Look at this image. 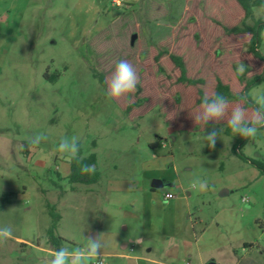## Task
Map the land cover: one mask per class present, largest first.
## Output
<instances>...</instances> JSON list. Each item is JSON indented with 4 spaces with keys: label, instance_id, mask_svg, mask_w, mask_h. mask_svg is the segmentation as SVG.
<instances>
[{
    "label": "rangeland",
    "instance_id": "rangeland-1",
    "mask_svg": "<svg viewBox=\"0 0 264 264\" xmlns=\"http://www.w3.org/2000/svg\"><path fill=\"white\" fill-rule=\"evenodd\" d=\"M191 4L0 0V227L13 230L0 245V264L50 257L47 204L60 215L62 246H83L98 232L105 264H133L113 254H142L149 246L152 256L172 249L191 264H264V175L249 162L264 161V129L255 139L228 135L224 126L175 132L157 108L130 122L94 75H108L120 60L140 65L150 43L174 40ZM263 17L264 8L254 7L247 23ZM259 51L264 55V29ZM260 93L264 81L247 96L255 103ZM213 128L222 131L210 148L205 135ZM37 134L47 139L29 146ZM63 137L77 138L79 157L96 154V183L68 181L71 159L57 150ZM154 179L163 186L152 190ZM197 180L207 181L205 191L192 187ZM166 192L180 198L177 206L162 199ZM185 221L184 249L163 242Z\"/></svg>",
    "mask_w": 264,
    "mask_h": 264
},
{
    "label": "trees",
    "instance_id": "trees-1",
    "mask_svg": "<svg viewBox=\"0 0 264 264\" xmlns=\"http://www.w3.org/2000/svg\"><path fill=\"white\" fill-rule=\"evenodd\" d=\"M254 7L264 8V0H192L191 8L174 32V40L166 38L150 43L147 58L140 65H133L140 82L133 93L112 100L116 107L130 122L157 108L163 122L175 132H202L210 125L224 126L226 133L233 135L227 125L232 109L243 107L251 116L255 103L249 98L248 102L240 103V97L264 81V55L259 51L264 17L253 24L247 23L248 19L253 20ZM134 34L137 33H132L131 38ZM131 38L130 45L134 46ZM241 63L245 65L243 73L237 71ZM112 72L94 74L105 92L106 80ZM205 93L210 96L220 93L228 98V109L219 123L209 122L204 126L194 121ZM78 159L95 164V173L82 174L80 164L71 159L68 181L96 183L100 178L96 154ZM249 162L264 175V161L250 159ZM47 207L52 218L47 239L49 249L54 251L62 246L64 238L56 235L60 215L54 206L47 204Z\"/></svg>",
    "mask_w": 264,
    "mask_h": 264
},
{
    "label": "clouds",
    "instance_id": "clouds-1",
    "mask_svg": "<svg viewBox=\"0 0 264 264\" xmlns=\"http://www.w3.org/2000/svg\"><path fill=\"white\" fill-rule=\"evenodd\" d=\"M245 65L241 63L237 71L243 73ZM139 76L134 66L127 60L117 62L111 76L106 80L107 89L106 96L110 100H119L127 94L133 93L139 83ZM248 102L247 94L240 97V103ZM228 98L220 93H214L211 96L207 93L201 98V111L193 116L195 122H201L206 126L209 122L219 123L224 119L228 109ZM227 125L234 135H239L245 139H255L261 129H264V93H260L255 98V108L251 116L246 113L243 107H234L227 120ZM222 130L213 128L205 139L210 148L215 147L217 138ZM47 137L43 134H37L27 141L29 146H38ZM23 146V145H22ZM58 152L66 154L70 159H75L80 164V172L82 174H94L96 170L95 164L83 163L78 159L80 152V144L76 137H63L57 148ZM193 188L205 191L208 187L207 181L197 180L192 184ZM13 239V230L10 226L0 227V245L6 244ZM86 244L69 248L61 246L54 250L50 257L42 259L41 264H92L95 260L96 264H105L104 248L101 242L100 234L93 237H85ZM137 243L143 241L137 239Z\"/></svg>",
    "mask_w": 264,
    "mask_h": 264
},
{
    "label": "crops",
    "instance_id": "crops-1",
    "mask_svg": "<svg viewBox=\"0 0 264 264\" xmlns=\"http://www.w3.org/2000/svg\"><path fill=\"white\" fill-rule=\"evenodd\" d=\"M163 181V180H162ZM176 186V185H173V187ZM177 187L181 190L182 189V185L180 182L177 181ZM168 193V192H166ZM162 196V199L168 204L169 206H177L176 204H178L181 200L179 197H176L174 195L171 194V198L168 199V200H165L164 196L165 194ZM189 196V195H188ZM182 199H185L184 197H182ZM184 207L186 208V210L188 211V204L187 202H185L184 204ZM173 208V207H171ZM189 222H191V215H189ZM197 221H192V224H191V227L193 228L197 223ZM187 225L186 221L183 223V226H182V230H181V233L178 234V235H167V237H165L166 239L163 240V242H169L171 239L173 240H176V243L173 244V242H171V247L174 248V246H178L180 249H184L185 246L188 244V240L187 238L183 237V234L182 232L183 231V228ZM194 230V228L192 229ZM150 232L148 233H153V234H160L159 232L157 231H152L149 229ZM147 232V231H146ZM143 234V233H142ZM99 235L98 232H91L89 236H97ZM144 235V234H143ZM140 236L138 237L137 239L141 238L143 241L144 237ZM192 236L197 239V236L196 234L192 233ZM164 237V236H162ZM149 239H151L150 237H148ZM170 247V248H171ZM177 248V247H176ZM152 251H153V248L151 246H149L146 251L142 254H137V255H133V254H124V253H117V254H113V255H117L118 257L122 258V259H125L127 260V262L131 261V263L133 264H179V263H184V264H191L190 263V260H187V259H184L185 257H180L179 254H173L174 253V250L172 249H168L166 252L164 253H160L158 254V256H152ZM177 250H175L176 252ZM133 252V250L131 251ZM178 253V252H177ZM107 255H112L111 253H107ZM187 257L189 258L190 257V254L187 255ZM184 261V262H183ZM202 262V261H201ZM201 264V263H200Z\"/></svg>",
    "mask_w": 264,
    "mask_h": 264
},
{
    "label": "water",
    "instance_id": "water-1",
    "mask_svg": "<svg viewBox=\"0 0 264 264\" xmlns=\"http://www.w3.org/2000/svg\"><path fill=\"white\" fill-rule=\"evenodd\" d=\"M137 38V34H134L131 38V44L133 45L135 40ZM163 186V181L160 180V179H154L152 180V183H151V187L153 189H158V188H161ZM207 264H215L214 262H210V263H207Z\"/></svg>",
    "mask_w": 264,
    "mask_h": 264
},
{
    "label": "built area",
    "instance_id": "built-area-1",
    "mask_svg": "<svg viewBox=\"0 0 264 264\" xmlns=\"http://www.w3.org/2000/svg\"><path fill=\"white\" fill-rule=\"evenodd\" d=\"M171 197H172V196H171L170 193H166L165 196H164L165 200H168V199H170ZM132 250H133V246L130 247V251H132ZM95 264H96V263H95Z\"/></svg>",
    "mask_w": 264,
    "mask_h": 264
}]
</instances>
